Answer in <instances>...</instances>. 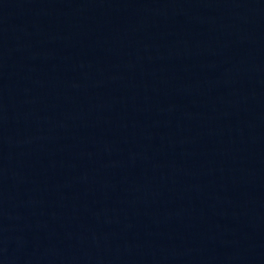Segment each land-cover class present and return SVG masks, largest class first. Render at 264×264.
Masks as SVG:
<instances>
[{
	"label": "water",
	"instance_id": "1",
	"mask_svg": "<svg viewBox=\"0 0 264 264\" xmlns=\"http://www.w3.org/2000/svg\"><path fill=\"white\" fill-rule=\"evenodd\" d=\"M0 264H264V0H0Z\"/></svg>",
	"mask_w": 264,
	"mask_h": 264
}]
</instances>
